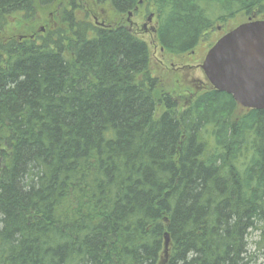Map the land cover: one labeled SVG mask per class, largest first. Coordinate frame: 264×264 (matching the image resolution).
Wrapping results in <instances>:
<instances>
[{
	"label": "trees",
	"instance_id": "1",
	"mask_svg": "<svg viewBox=\"0 0 264 264\" xmlns=\"http://www.w3.org/2000/svg\"><path fill=\"white\" fill-rule=\"evenodd\" d=\"M55 1L0 0V264H264L249 242L264 233V110L236 116L211 88L179 109L126 27L77 17L72 0L38 32ZM95 1L117 15L143 3ZM146 7L172 56L264 16V0ZM17 15L23 35L6 36Z\"/></svg>",
	"mask_w": 264,
	"mask_h": 264
},
{
	"label": "rangeland",
	"instance_id": "2",
	"mask_svg": "<svg viewBox=\"0 0 264 264\" xmlns=\"http://www.w3.org/2000/svg\"><path fill=\"white\" fill-rule=\"evenodd\" d=\"M72 0H56L49 7H41L36 11L35 20L36 24L43 23V27L39 26L38 32L44 33L49 29H54L57 26L56 17L64 9L69 8ZM148 0H142V5L137 7V11L130 12L134 15L131 19L133 23L137 24L138 31L131 33L138 39L142 40L148 47L150 54V72L159 81V87L163 91L172 94L179 105V109L183 108L187 103L191 102L197 95L210 88L207 80L205 79L199 66L202 64L207 52L223 35L235 29L241 24L247 23L249 19L257 21L264 20V16L246 18L239 16L226 24H217L214 29L203 37L194 51L183 56H172L164 53L156 41L155 30L157 28V18L153 11L146 10ZM58 2V3H56ZM77 5L76 16L83 17L86 14L88 21L94 25L104 27H115L122 25L128 29L127 19L128 14L117 15L108 5H99L95 0H73ZM152 14L151 23L148 24L147 33L141 31V25L147 24L146 17ZM19 16H12L9 19V26L4 31L6 36H19L23 35L24 29L21 28ZM253 20V21H254ZM149 26L154 29L149 31ZM147 27V26H146ZM150 28V29H151ZM33 31H31L32 33ZM26 34L29 31L25 32ZM188 100V102H187ZM241 107L236 111V116L244 113ZM162 112L161 107L156 108V117ZM262 240L260 243H258ZM251 247H256L255 244H261L264 247V233L253 232L249 236Z\"/></svg>",
	"mask_w": 264,
	"mask_h": 264
},
{
	"label": "water",
	"instance_id": "3",
	"mask_svg": "<svg viewBox=\"0 0 264 264\" xmlns=\"http://www.w3.org/2000/svg\"><path fill=\"white\" fill-rule=\"evenodd\" d=\"M199 68L216 92L243 109L264 110V21L242 24L222 36ZM167 246L165 235V251Z\"/></svg>",
	"mask_w": 264,
	"mask_h": 264
},
{
	"label": "flooded vegetation",
	"instance_id": "4",
	"mask_svg": "<svg viewBox=\"0 0 264 264\" xmlns=\"http://www.w3.org/2000/svg\"><path fill=\"white\" fill-rule=\"evenodd\" d=\"M137 11V10H136ZM134 17V15L132 14V16L131 17H129V19H127V23H128V30L131 32V31H134V32H137L138 31V27L139 26H137V24H135V23H133L132 22V18ZM148 20H150V15L149 16H147L146 17V20H145V22H147V24H150L151 22L150 21H148ZM249 20H252V19H249ZM248 20V21H249ZM149 22V23H148ZM150 26H149V31H151L150 30ZM141 31H143V32H145V33H147V31H148V25H147V27L143 24V25H141Z\"/></svg>",
	"mask_w": 264,
	"mask_h": 264
}]
</instances>
